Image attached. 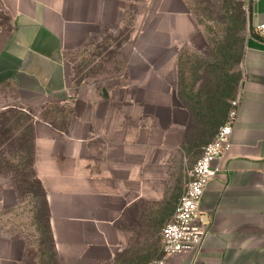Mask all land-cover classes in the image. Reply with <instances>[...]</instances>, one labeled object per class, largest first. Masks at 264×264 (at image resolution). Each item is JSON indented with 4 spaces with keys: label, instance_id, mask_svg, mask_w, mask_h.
<instances>
[{
    "label": "crops",
    "instance_id": "obj_1",
    "mask_svg": "<svg viewBox=\"0 0 264 264\" xmlns=\"http://www.w3.org/2000/svg\"><path fill=\"white\" fill-rule=\"evenodd\" d=\"M145 1L124 49L74 83L67 56L92 44L117 3L0 0V120L10 110L28 116L55 264H264V44L248 34V0L237 94L225 97L228 109L239 101L231 146L202 199L208 231L198 250L170 257L160 233L189 181L190 146L217 132L189 133L219 108L198 119L175 83L179 59L186 48L202 65L211 59L197 87L210 77L220 89L226 70L186 0ZM261 24L264 0H252V29ZM25 251L21 238L0 234V264H25Z\"/></svg>",
    "mask_w": 264,
    "mask_h": 264
},
{
    "label": "rangeland",
    "instance_id": "obj_2",
    "mask_svg": "<svg viewBox=\"0 0 264 264\" xmlns=\"http://www.w3.org/2000/svg\"><path fill=\"white\" fill-rule=\"evenodd\" d=\"M113 1L115 4L117 3L119 10L116 11L115 18L109 20L107 28L101 27L96 32L97 36L92 40V44H87L86 50L82 49L78 53L67 56L75 66L73 79L76 81L74 83L82 81L85 76L99 72L106 61L110 63L113 56L124 49L133 34L134 22L143 12L146 3L145 0ZM186 1L191 7L194 18L202 25L207 40L214 41V44H210L208 48L212 54L217 48L218 42L222 41L226 26L236 24L238 9L244 11L243 6L240 7L238 4L241 1ZM211 63L212 61L209 59L202 65L201 58L187 48L183 49L178 63V76L175 83L181 92L187 94L185 96H187L188 102L192 101L194 110L197 111V117L201 121L206 119L203 117L208 114L206 109L216 105L219 101V95L223 98L229 96L231 99L235 98L241 75L239 67L236 68L235 65L230 64L231 68L224 74V82L229 84L228 89L223 86L218 89L210 77H207V83H205L207 85L202 87L203 83L200 82L201 84L197 87V81L202 77L200 70L203 66ZM223 102L226 101L223 100ZM197 104L201 106L200 109ZM208 117L210 116L208 115ZM2 119L0 127V183L6 185L7 196L5 207L0 211V234L19 237L23 240L26 246L25 252H27L25 264H55L48 237L42 192L30 168L31 147L29 125H27L28 116L19 111L10 110ZM204 123L200 121L194 123L189 133L191 139L197 135L200 136L198 132L196 134L195 127L198 128ZM222 124L217 126L215 132ZM201 150L190 146L189 171Z\"/></svg>",
    "mask_w": 264,
    "mask_h": 264
},
{
    "label": "built area",
    "instance_id": "obj_3",
    "mask_svg": "<svg viewBox=\"0 0 264 264\" xmlns=\"http://www.w3.org/2000/svg\"><path fill=\"white\" fill-rule=\"evenodd\" d=\"M246 10L247 0H240ZM257 36L264 38V24L252 29ZM239 101L230 102L225 122L218 128L214 139L202 148L201 155L189 171V181L180 198L172 220L163 225L160 233L161 250L164 257L189 254L198 250L206 234L207 223L202 211V199L210 182L219 171V163L229 152L232 129L236 122ZM156 264H163L160 260Z\"/></svg>",
    "mask_w": 264,
    "mask_h": 264
},
{
    "label": "trees",
    "instance_id": "obj_4",
    "mask_svg": "<svg viewBox=\"0 0 264 264\" xmlns=\"http://www.w3.org/2000/svg\"><path fill=\"white\" fill-rule=\"evenodd\" d=\"M240 7L243 6L242 2L238 3ZM236 24H231L230 26H226L224 29V35L222 36V41L218 44L216 50V54L221 57L222 63L220 67L222 70H228L231 68V65L238 64L242 57V52H240V48L242 50V42L244 39L243 33L245 31L246 19H245V11L242 9H238V15H236ZM230 23V22H229ZM239 42L241 43L239 45ZM239 48V50H238ZM233 61V62H232ZM232 62V63H231ZM231 64V65H230ZM222 86L226 89L229 88V84L224 82V76H222ZM225 98L221 97L218 101L219 108L215 111L213 117H211V121H207L204 124H201L203 128L202 131H206V136H213L216 132L215 129L220 123H224L226 120V115L228 113V106L225 104ZM3 119L0 120V127ZM201 132V131H200ZM199 132V133H200ZM39 186V185H38ZM48 230V228H47ZM49 237V232H48ZM50 240V237H49ZM51 242V241H50ZM53 254V253H52Z\"/></svg>",
    "mask_w": 264,
    "mask_h": 264
},
{
    "label": "water",
    "instance_id": "obj_5",
    "mask_svg": "<svg viewBox=\"0 0 264 264\" xmlns=\"http://www.w3.org/2000/svg\"><path fill=\"white\" fill-rule=\"evenodd\" d=\"M248 16H247V21H248V34L251 38H253L254 40L263 43L264 44V40L258 38L256 35H254L253 31H252V0H248Z\"/></svg>",
    "mask_w": 264,
    "mask_h": 264
}]
</instances>
